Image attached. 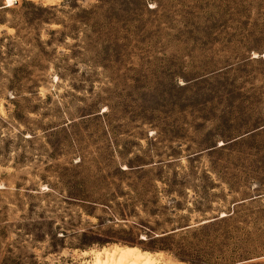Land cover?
<instances>
[{
	"label": "rangeland",
	"instance_id": "374dc122",
	"mask_svg": "<svg viewBox=\"0 0 264 264\" xmlns=\"http://www.w3.org/2000/svg\"><path fill=\"white\" fill-rule=\"evenodd\" d=\"M0 5V264H264V0Z\"/></svg>",
	"mask_w": 264,
	"mask_h": 264
},
{
	"label": "bare ground",
	"instance_id": "6f19581e",
	"mask_svg": "<svg viewBox=\"0 0 264 264\" xmlns=\"http://www.w3.org/2000/svg\"><path fill=\"white\" fill-rule=\"evenodd\" d=\"M83 255H87L85 252ZM81 254V255H82ZM93 255V253H92ZM92 264H160L150 254L136 248L114 247L94 254Z\"/></svg>",
	"mask_w": 264,
	"mask_h": 264
},
{
	"label": "trees",
	"instance_id": "16d2710c",
	"mask_svg": "<svg viewBox=\"0 0 264 264\" xmlns=\"http://www.w3.org/2000/svg\"><path fill=\"white\" fill-rule=\"evenodd\" d=\"M0 7H2V5H0ZM2 9H4V8H0V10H2Z\"/></svg>",
	"mask_w": 264,
	"mask_h": 264
},
{
	"label": "water",
	"instance_id": "95a60500",
	"mask_svg": "<svg viewBox=\"0 0 264 264\" xmlns=\"http://www.w3.org/2000/svg\"><path fill=\"white\" fill-rule=\"evenodd\" d=\"M13 3H14V1H13ZM2 6H4V5H2ZM0 8H4V7H0Z\"/></svg>",
	"mask_w": 264,
	"mask_h": 264
}]
</instances>
